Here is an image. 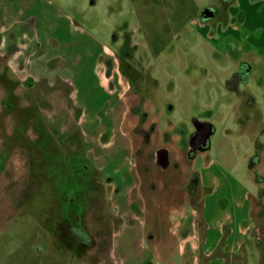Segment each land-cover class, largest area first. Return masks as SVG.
<instances>
[{"label": "rangeland", "instance_id": "1", "mask_svg": "<svg viewBox=\"0 0 264 264\" xmlns=\"http://www.w3.org/2000/svg\"><path fill=\"white\" fill-rule=\"evenodd\" d=\"M49 1L44 92L0 58V264H183L209 158L264 184V51L231 38L243 0ZM198 122L214 131L192 157Z\"/></svg>", "mask_w": 264, "mask_h": 264}, {"label": "crops", "instance_id": "2", "mask_svg": "<svg viewBox=\"0 0 264 264\" xmlns=\"http://www.w3.org/2000/svg\"><path fill=\"white\" fill-rule=\"evenodd\" d=\"M43 3L52 5L49 0H0V58L23 86L40 95L43 83L53 81L50 64L56 56L51 25L44 30L42 18L34 13ZM230 21L243 27L241 36L231 37L237 44L247 42L264 51V0L234 5ZM190 144L189 152L194 149ZM172 148L162 145L155 159L159 161L163 152L169 165L173 149L178 153L174 159H179L180 152ZM206 149H194L192 157ZM204 171L197 219L181 223L183 264H264V184L256 178L252 190L212 158Z\"/></svg>", "mask_w": 264, "mask_h": 264}, {"label": "water", "instance_id": "3", "mask_svg": "<svg viewBox=\"0 0 264 264\" xmlns=\"http://www.w3.org/2000/svg\"><path fill=\"white\" fill-rule=\"evenodd\" d=\"M197 126V132L194 138H191V143L194 149L203 150L208 145V140L213 133V127L209 122H202Z\"/></svg>", "mask_w": 264, "mask_h": 264}, {"label": "flooded vegetation", "instance_id": "4", "mask_svg": "<svg viewBox=\"0 0 264 264\" xmlns=\"http://www.w3.org/2000/svg\"><path fill=\"white\" fill-rule=\"evenodd\" d=\"M208 14H210V12H209V11H205V17H207ZM198 126L201 127L200 124H199ZM197 129H198V128L196 127V129L194 130V132H193V134H192V138L195 137V134H196V132H197ZM206 147H207V146H206ZM206 147H205V148H206ZM194 151H195V150L193 149L190 153H194Z\"/></svg>", "mask_w": 264, "mask_h": 264}]
</instances>
